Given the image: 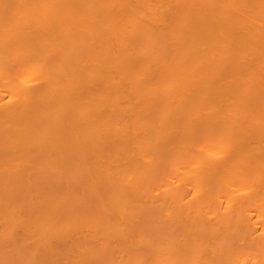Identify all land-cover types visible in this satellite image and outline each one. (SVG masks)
<instances>
[{
	"label": "bare ground",
	"instance_id": "bare-ground-1",
	"mask_svg": "<svg viewBox=\"0 0 264 264\" xmlns=\"http://www.w3.org/2000/svg\"><path fill=\"white\" fill-rule=\"evenodd\" d=\"M0 264H264V0H0Z\"/></svg>",
	"mask_w": 264,
	"mask_h": 264
}]
</instances>
